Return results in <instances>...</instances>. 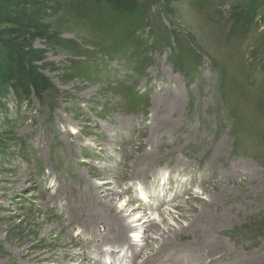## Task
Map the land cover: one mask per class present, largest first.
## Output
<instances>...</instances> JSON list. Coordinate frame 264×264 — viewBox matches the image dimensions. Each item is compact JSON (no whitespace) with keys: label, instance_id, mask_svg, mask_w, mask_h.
<instances>
[{"label":"rangeland","instance_id":"1","mask_svg":"<svg viewBox=\"0 0 264 264\" xmlns=\"http://www.w3.org/2000/svg\"><path fill=\"white\" fill-rule=\"evenodd\" d=\"M27 1L15 0L11 13L41 35L32 46L45 53L43 72L53 90L43 98L45 107L13 95L0 101V264H52L28 263L24 251L36 255L25 241L30 231L54 225L53 251L65 235L71 254L84 251L91 264L128 263L127 246L112 252L106 227L87 224L92 216L82 191L105 180L89 176V168L106 178L116 173L110 190L127 187L119 199L133 204L144 200L142 185L146 192L170 172L179 176L176 188L163 193V206L147 201L146 219L159 222L161 212L178 213L179 204L193 205L194 215L207 208L220 219L203 218L196 232L178 234L168 256L264 264V0H140L150 24L131 26L126 38L120 25L110 32L83 10L82 0H39L46 7L23 17ZM246 10L257 14L248 31L237 20ZM78 66L90 76L77 74ZM150 151L152 159L140 167L135 160ZM152 189L160 197V189ZM185 190L194 196L176 207L165 204ZM210 191H219L217 201ZM153 230H140L132 242L144 244L136 263L156 249L160 236L150 238ZM114 237L111 243L121 241ZM211 241L224 244L223 255L203 260L207 253L187 250Z\"/></svg>","mask_w":264,"mask_h":264},{"label":"bare ground","instance_id":"2","mask_svg":"<svg viewBox=\"0 0 264 264\" xmlns=\"http://www.w3.org/2000/svg\"><path fill=\"white\" fill-rule=\"evenodd\" d=\"M169 107H171V106L169 105ZM155 128H157V127H155ZM127 143H129V139L126 142V144ZM153 152L154 151H150V152H148L147 155H145V157H141V158L139 157L135 161H137L138 165H140L143 162L149 161L152 159ZM140 167H141V165H140ZM145 167H146V164H145ZM244 167H245V165H244ZM88 172H89V176L93 175V177H95L97 179H105V180H101L104 183L102 185H100V184L92 185L91 184L89 186H85L84 190L82 191L83 195L85 196V201H86V203L83 205V207L86 208V210H87L86 214L89 216H92V218L91 217L88 218L89 220H87V224L91 225L92 227H96V226L97 227L100 226V227H104V228L106 227L105 231H107L112 236H116V238L114 237L115 239L121 240L119 243L113 244V243H111L112 242V236L106 238L105 242L107 243V245L110 244V245H113V247L115 246V248H112V250H111L112 252H115V249L117 248L116 246H118V245H124V247L127 246L128 248L125 252L126 255L124 256L125 259L129 258V261L127 264L136 263L137 258L140 257V254L142 253V252H140L139 248H143L144 244H142V240L140 243L137 242V243L133 244L132 242H134L136 240L135 238L139 237L138 232L140 230L147 232V231H152L154 229L153 230L154 234L152 236H150V238L153 239V237L155 238V237L160 236V240L157 243L156 249H153L152 251H150L153 253L152 255H149L146 252L142 258L141 263L139 261V263L137 262L136 264H200L201 263V262L198 263L199 262L198 260L197 261L192 260V259L190 260L189 257H183L182 258V256H183L181 254L182 252L181 253L178 252V253L172 254L171 256L170 255L168 256L167 250L170 247L168 249L166 247H167V245L172 244V241H173V243H174V241H176L175 238L178 234L182 233L185 235H190L191 233L196 232V231H194V229H198L199 227H201L200 223L203 222V220H204L203 218L207 219L208 217H213L214 219H212V220H214L215 224L218 223L220 221V219H218L215 214L213 216V212H209L211 210L208 211L207 208L203 207L201 209V213L199 215L198 214L194 215L195 208L193 207V205L190 204L188 206H185V205L182 206V204H179L180 199H185V196H190V195L192 196L191 192L188 190H185L183 192V194H177V192H176L175 197L173 199H171L170 202H168V203L165 202V204H168L169 207H176L175 205L179 204V205H177V207L179 209V211H178L179 214L175 213L172 210L166 211V212L165 211L161 212L160 216L158 217V218H160V220L158 222V220H156V218L153 219V216H152L153 220H151V217H149V219H146L147 213L144 212V209H143V208H145V206H147V204H148L147 201H149V199H152V198H156L159 200V207L163 206L164 201H165L164 196H166L163 193H165L167 190H171L172 188L169 189V187L171 185H173L176 188V182L181 181L179 179V176H174L170 172L169 173V175L171 176L170 178H166L165 176H163V177H160L159 179H157L156 184L153 185L152 188H159L160 189V197H156V195H155V197L152 196L151 195V192H152L151 189L152 188L150 189L149 186H146L147 191L144 192L145 189L143 188V185H142V189H140V190L143 192L142 197L144 200H141L142 203L137 202V204H133L134 202L131 203V202L127 201V198H125V197L123 200L119 199L120 194H122V195L127 194V191H126L127 187H125L126 188L125 189L124 187H122L118 184L113 190H110L112 187H110L109 184L111 183V180L117 179V176L115 175L116 173H113L111 176L106 178V177L102 176L103 173H98L96 170H93L92 168H89ZM234 178H235V176H234ZM236 178H238V176ZM87 180H89V178ZM118 180L119 179H117V181L115 183H118ZM226 186H223V187L226 188ZM193 188H196V187L193 185H189V187H188V189L191 191ZM192 192L195 193V196L193 195L195 197V199L196 198L201 199V197H199V195L196 196L198 194L196 191H192ZM211 193H214L213 197L216 199L215 201H217L216 197L221 196V194H219V191H213ZM224 195H225V193H224ZM185 201H187V199ZM221 204L222 203H220L219 205H221ZM215 205H216V203H215ZM63 206L61 204V207H63ZM64 207H66V205ZM186 207H188L187 210H186ZM209 209H211V208H209ZM185 210L189 211L190 214L188 212H186ZM228 210H226L225 212L228 213ZM141 211H143V213ZM167 212H170V213H167ZM157 213L152 211L151 214L153 215V214H157ZM90 214H92V215H90ZM141 214H144L143 217L138 219V217H139L138 215H141ZM220 215H223V214H220ZM98 216H100L99 217L100 219L98 218ZM218 216H219V214H218ZM135 217L137 218L136 220L134 219ZM171 219L173 221H178V222H176L175 225L171 224L170 223ZM180 219L181 220L185 219L186 222L185 221L184 222L187 223V226L186 225H180L179 224V222H181ZM130 220H131V223L129 222ZM210 220H211V218H210ZM142 221L144 223H142ZM162 226H163V228L161 229ZM207 226H204V227L207 228ZM57 228H58V226H56V225L52 226L50 229H44L41 226H39L38 229H36L34 231H30L28 233V234L32 235L33 237L27 236L25 241L31 245V247H30L31 251H34V252L36 251L35 252L36 255L30 254L26 249L24 251V253L26 252L25 255H27L30 258L29 260H27V262L30 263L32 261V259H36V260L38 259V261H40V262L53 260L52 264H91L90 261L86 260L87 255L84 254V251L78 250L75 255L71 254V252L68 250V248H69L68 242L69 241L67 242V238L65 237V235H63V236L58 235L57 240H56V244H53V245H56V251H53L49 241L54 237L52 233L55 230H57ZM128 231H133L132 232L133 238L129 239V241L127 242L126 239L128 238ZM201 231H203V230L201 229ZM208 240L209 239L207 238V241ZM124 241H126L125 244L122 243ZM197 242H201L200 239H198ZM138 243H139V245L137 246ZM211 244H212V241L210 243L205 242L200 246H197V244L195 243V246H192V247L190 246L191 248H188L187 250L193 251L192 253H194V255L197 254L200 257H202L203 255H205L207 253V255L205 256V258L203 260H205V259L208 260L210 258L213 259L214 257L212 256V253L216 252L220 255L223 252V250H221V248L219 249V246L222 247L224 244L222 245L221 243H219L217 245L218 247L213 245V244L211 245ZM148 246H150V244ZM172 249H173V247H172ZM131 254H133V255L135 254V255H134L133 259L130 260V258L132 257ZM183 254H185V253H183ZM221 255H223V254H221ZM215 256H217V255H215ZM56 258H57V260H56ZM222 258H223V256L220 257L219 259L214 258V260H212L210 264H224L222 262ZM200 260H202V259H200ZM92 264H100V262H98V263L96 262V263H92ZM234 264H259V262H258V259H256V261H252L250 259L249 260L244 259L241 261L237 260V262Z\"/></svg>","mask_w":264,"mask_h":264},{"label":"trees","instance_id":"3","mask_svg":"<svg viewBox=\"0 0 264 264\" xmlns=\"http://www.w3.org/2000/svg\"><path fill=\"white\" fill-rule=\"evenodd\" d=\"M83 10L100 17L102 25L106 29H122L126 33L125 38L130 33L131 26L146 25V8L142 6L140 0H82ZM39 0L25 2L20 8L23 17H30L40 13L45 4ZM40 3V4H39ZM15 0H0V101L11 95L16 100L31 102L34 98L46 106L44 96L53 90V86L44 76L43 69L45 53L34 49L32 42L37 36H41L37 29L24 25L17 17L12 16L10 5H16ZM257 14L252 10H246L237 20L244 31H248L253 25ZM133 19L140 21V24L133 22ZM2 26H10L1 29ZM114 27V28H113ZM128 28V29H127ZM121 31V30H120ZM118 33V31H117ZM125 43H128L126 40ZM46 69V68H45ZM264 72V65L260 69ZM77 74L89 77L92 71L78 66ZM85 72V74H81ZM90 72V73H89Z\"/></svg>","mask_w":264,"mask_h":264}]
</instances>
